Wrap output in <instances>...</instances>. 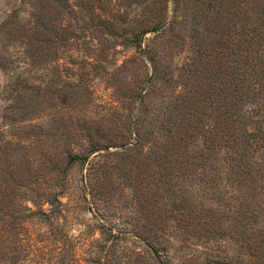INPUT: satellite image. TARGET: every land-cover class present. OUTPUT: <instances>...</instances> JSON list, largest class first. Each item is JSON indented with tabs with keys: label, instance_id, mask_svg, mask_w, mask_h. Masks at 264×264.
Masks as SVG:
<instances>
[{
	"label": "rangeland",
	"instance_id": "obj_1",
	"mask_svg": "<svg viewBox=\"0 0 264 264\" xmlns=\"http://www.w3.org/2000/svg\"><path fill=\"white\" fill-rule=\"evenodd\" d=\"M164 1L0 0V264L19 242L30 241L40 250L18 264H61L63 258L85 264L104 242L99 226L128 235L155 230L160 196L153 114L165 88L148 83L149 67L168 71L182 44L172 33L146 32L148 46L143 43L140 53L128 40L145 26H168L173 0L167 13ZM35 14L45 30L34 27ZM143 133V149L127 158L146 166L140 181L120 151ZM91 145L99 151L89 157L92 197L85 200L80 187L88 166L69 167L65 180L63 172L68 153L83 154ZM196 185H174L183 210L196 202L193 188L202 186ZM61 189L52 222L64 236L54 240L45 220L28 216L49 213V196ZM203 198L206 210H219V199ZM183 237L184 245L199 243Z\"/></svg>",
	"mask_w": 264,
	"mask_h": 264
},
{
	"label": "trees",
	"instance_id": "obj_2",
	"mask_svg": "<svg viewBox=\"0 0 264 264\" xmlns=\"http://www.w3.org/2000/svg\"><path fill=\"white\" fill-rule=\"evenodd\" d=\"M170 1H164L166 13ZM171 12L168 26L155 36L172 33L182 51L164 73L158 65L157 70L149 67L151 83L165 88L153 114L157 141L151 153L160 196L155 230L128 235L114 226H99L104 242L85 264H264V0H173ZM33 17L34 27L45 30L40 14ZM150 30L145 26L133 34L131 47L143 53ZM144 136L120 151L129 167L137 168L140 181L146 166H134L135 160L127 158L139 155ZM98 151L91 145L83 154H67L64 180L69 167L88 166L80 187L85 200L92 197L94 163L89 157ZM179 181L203 187L193 188L196 202L188 211L175 196ZM63 191L50 194L49 213L28 216L45 220L50 233L55 231L54 240L64 236L52 222ZM204 194L219 199L217 212L202 206ZM184 234L199 243L184 245ZM23 243L3 262L18 264L40 250L33 241ZM61 264L70 263L63 258Z\"/></svg>",
	"mask_w": 264,
	"mask_h": 264
},
{
	"label": "water",
	"instance_id": "obj_3",
	"mask_svg": "<svg viewBox=\"0 0 264 264\" xmlns=\"http://www.w3.org/2000/svg\"><path fill=\"white\" fill-rule=\"evenodd\" d=\"M165 25H166V24L164 23V24L160 25V26L157 27V28H153V29H151V30L148 31L147 33H148V34H155V33L159 32L160 30H162V29L165 27ZM150 80H151V78L148 79V83L150 82ZM142 95H143V91L141 92L140 97H142Z\"/></svg>",
	"mask_w": 264,
	"mask_h": 264
}]
</instances>
